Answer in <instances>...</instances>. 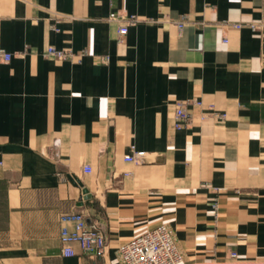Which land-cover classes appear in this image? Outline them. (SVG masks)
Returning a JSON list of instances; mask_svg holds the SVG:
<instances>
[{
  "label": "crops",
  "instance_id": "obj_1",
  "mask_svg": "<svg viewBox=\"0 0 264 264\" xmlns=\"http://www.w3.org/2000/svg\"><path fill=\"white\" fill-rule=\"evenodd\" d=\"M158 225L264 264V0H0V264H122Z\"/></svg>",
  "mask_w": 264,
  "mask_h": 264
},
{
  "label": "built area",
  "instance_id": "obj_2",
  "mask_svg": "<svg viewBox=\"0 0 264 264\" xmlns=\"http://www.w3.org/2000/svg\"><path fill=\"white\" fill-rule=\"evenodd\" d=\"M137 22L134 16L127 18L123 25L118 28V40L122 41L127 33L128 26ZM182 23H178L181 28ZM252 28L256 26L252 25ZM45 56L52 57L56 60H72L73 54L63 50H57L53 46H48L45 51ZM10 55L7 53L1 54V60L8 62ZM186 102H177L174 112V126L179 129L189 121V114L186 109ZM141 152L125 156V161L131 162L135 159H142ZM88 171V168H83ZM118 253L122 264H182L183 257L178 250L172 235L168 228L164 225H158L143 234L132 238L118 248ZM231 258L236 257L234 252L229 254Z\"/></svg>",
  "mask_w": 264,
  "mask_h": 264
}]
</instances>
